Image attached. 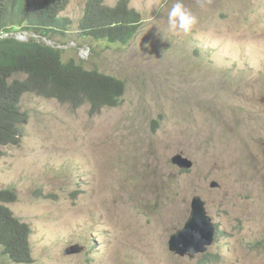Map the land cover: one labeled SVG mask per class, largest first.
Instances as JSON below:
<instances>
[{
  "label": "rangeland",
  "instance_id": "obj_1",
  "mask_svg": "<svg viewBox=\"0 0 264 264\" xmlns=\"http://www.w3.org/2000/svg\"><path fill=\"white\" fill-rule=\"evenodd\" d=\"M86 1L69 0L61 12L72 20L67 31L41 37L19 30L10 36L37 37L63 50L66 61L123 79V102L92 114L89 103L74 109L24 94L21 104L30 119L21 125L18 144L2 149L0 189L17 194L8 205L28 226L31 259L11 260L0 243V264H264L259 0L254 6L183 0L199 18L187 35L168 31L174 0H130L143 25L127 45L80 34ZM222 117L226 132L220 135L215 121ZM228 132L238 143L227 142ZM178 153L194 162L192 169L171 163ZM229 156L237 157L238 166ZM214 180L219 188L210 187ZM196 195L222 232L208 251L217 252V260L182 257L169 248ZM77 245L78 253L64 254Z\"/></svg>",
  "mask_w": 264,
  "mask_h": 264
},
{
  "label": "trees",
  "instance_id": "obj_2",
  "mask_svg": "<svg viewBox=\"0 0 264 264\" xmlns=\"http://www.w3.org/2000/svg\"><path fill=\"white\" fill-rule=\"evenodd\" d=\"M69 0H0V34L19 28L42 35L66 29L69 19L61 17ZM142 16L130 9L127 0L115 8L90 0L83 21L85 34L111 44H129L142 28ZM126 82L98 69H87L74 60L65 62L62 52L36 40L20 42L0 38V156L2 148L18 144L21 125L30 119L23 110L26 93L71 103L78 109L89 103L91 113L123 102ZM11 189H0V243L11 260L29 259L28 226L21 224L8 204L17 201ZM7 203V204H5Z\"/></svg>",
  "mask_w": 264,
  "mask_h": 264
},
{
  "label": "clouds",
  "instance_id": "obj_3",
  "mask_svg": "<svg viewBox=\"0 0 264 264\" xmlns=\"http://www.w3.org/2000/svg\"><path fill=\"white\" fill-rule=\"evenodd\" d=\"M121 0H119L118 1V3L115 5V6H109V5H107L106 3H105V0H102V5L103 6H105V7H108V8H115L118 4H119V2H120ZM128 1V6H129V8L130 9H133V10H135V11H137L141 16H142V14H141V12L140 11H138V10H136L135 8H133V7H131L130 6V0H127ZM244 1H247V2H249V3H251L253 6L255 5V0H244ZM69 3V2H68ZM89 3H90V0H87L86 1V5H85V10H84V14H83V16H82V18L80 19V21H79V31H80V34L82 35V36H84V38H89V39H92V40H95V41H103V42H106V43H108L107 41H105V40H98L97 39V35H95V34H92V33H90V35H86L85 34V31H84V29H85V27L83 26V21L86 19V17H87V11H88V5H89ZM68 5V4H67ZM261 7H264V0H259V6H258V8L260 9L259 10V12H257V14H258V16L260 17L259 19L262 21V22H264V12H262V8ZM66 8H67V6H66ZM65 8V9H66ZM64 9V10H65ZM63 10V11H64ZM158 11L160 10V9H157ZM253 10H255L254 8H253ZM61 14V13H60ZM61 16V15H60ZM62 17V16H61ZM229 17V16H228ZM65 18V17H64ZM67 19H69V21H70V23H69V25H68V27L66 28V29H62V30H59L58 32H64V31H67V30H69L70 29V27L72 26V20L70 19V18H67ZM142 22H143V17H142ZM198 23H199V18H198V16L196 15V14H194L188 7H186L185 6V4H184V2H183V0H174V3L172 4V6H171V8L167 11V27H168V31L169 32H171V33H173V34H185V35H187V34H190L192 31H193V29L198 25ZM19 30H23L25 33L26 32H36L37 34H40V36L41 37H49V35L51 34V33H53V32H51L49 35H42L41 33H39V32H37L36 30H34V29H32V30H30V29H26V28H19V29H16V30H12V31H10V32H4V33H2V34H0V38H13V39H16L17 41H20V42H30L31 40H36L37 42H39V43H44V44H47L46 42H42L40 39H38L37 37H31V38H29L28 40H25V39H27L28 38V35H24V36H22V37H14V36H10L11 34H13L14 32H17V31H19ZM85 30H87V29H85ZM55 32H57V31H55ZM139 33V32H138ZM111 44V43H110ZM47 45H49V44H47ZM49 46H52V45H49ZM149 46V44H146L145 45V47H148ZM52 47H54V48H56L55 46H52ZM57 49H59V48H57ZM61 52H62V58H63V50H61V49H59ZM64 59V58H63ZM65 62H69V61H71V60H64ZM77 62V61H76ZM78 63V62H77ZM80 64V63H79ZM82 65V64H81ZM102 72V71H101ZM253 83H254V85L256 86V87H258V85L256 84V82H255V80H251ZM124 97V96H123ZM71 104V103H70ZM72 106V105H71ZM201 114H204L205 116H207L208 118H211V115L212 114H210V113H208V112H203V113H201ZM228 114V109L227 110H225L224 111V113H223V117L225 116V115H227ZM223 117L221 118V119H218V120H216L215 121V123L219 126V130H220V135H222V134H224L226 131L224 130V129H222V128H220V126L222 125V119H223ZM229 133V132H228ZM230 134V133H229ZM222 139H221V137H219V140H218V144L220 145L221 144V141ZM227 142L228 143H230V144H232V145H234V144H236V143H238L233 137H232V135L230 134L229 136H228V138H227ZM10 145H14V144H10ZM8 146V145H7ZM5 147V146H4ZM3 149V148H2ZM177 155H181L184 159H187L188 160V162L191 164V166L190 167H182V166H180L179 164H176V163H174L173 162V158L175 157V156H177ZM3 156V155H2ZM228 160L230 161V163H232V165L233 166H238V164H237V157H232V156H229L228 157ZM171 163L174 165V166H177V167H179L180 169H182V171H184V172H186V171H188V170H190V169H192L193 168V166H194V162L191 160V159H189L188 157H186L184 154H182V153H178V154H175L172 158H171ZM237 164V165H236ZM214 184H216V185H214ZM219 186H220V184H219V182H217V181H212L211 182V184H210V187L212 188V189H216V188H219ZM1 190H4V189H1ZM196 197H199V198H201V200L202 201H204L205 202V209H206V212H207V215L211 218V220H212V224L214 225V228H215V234H214V240H213V242L211 243V244H207L206 246H205V250H195V253H194V255H191L190 254V252H187L186 254H184V255H181V254H179V253H177V252H175V251H173L171 248H170V240H169V248H170V250L172 251V252H174V253H176L177 255H180V256H182V257H186V256H188V257H190V258H195L197 255H203L204 257H208V258H211V259H213V260H217V259H219V254L217 253V252H214V253H212V252H208L209 251V249L212 247V246H214L216 243H217V240H218V235H219V238H220V235H222V232H219V230H218V228H217V226H216V224L214 223V221H213V219H212V217L208 214V211H207V207H206V201L200 196V195H196V196H194L193 198H192V202H191V212H190V215H189V218L187 219V222L185 223V225H184V227L186 226V224L189 222V220H190V218H191V216H192V212H193V202H194V199L196 198ZM14 203V202H13ZM11 204V203H10ZM183 227V228H184ZM183 228H181V229H183ZM181 229H178V230H181ZM177 230V231H178ZM176 231V232H177ZM175 232V233H176ZM174 233V234H175ZM29 235V234H28ZM173 235V234H172ZM172 235H171V237H172ZM171 237H170V239H171ZM78 246V245H77ZM79 247V246H78ZM80 248V247H79ZM81 249V248H80ZM256 249H258V248H256ZM68 250V249H67ZM191 251V250H190ZM66 252V251H65ZM78 253V252H77ZM64 254H66V253H64ZM74 254H76V253H74ZM66 255H72V254H66ZM29 259H31L30 257H29ZM28 259V260H29ZM28 260H25L24 262H26V261H28Z\"/></svg>",
  "mask_w": 264,
  "mask_h": 264
},
{
  "label": "water",
  "instance_id": "obj_4",
  "mask_svg": "<svg viewBox=\"0 0 264 264\" xmlns=\"http://www.w3.org/2000/svg\"><path fill=\"white\" fill-rule=\"evenodd\" d=\"M173 162L182 167H190L191 164L181 155L173 158ZM216 185V184H214ZM215 228L211 218L207 215L205 202L196 197L193 202V212L186 226L178 230L170 239V248L184 255L190 252L194 255L195 250H205L207 244L214 240ZM191 250V251H190ZM80 251L78 246H72L66 250V254H74Z\"/></svg>",
  "mask_w": 264,
  "mask_h": 264
},
{
  "label": "bare ground",
  "instance_id": "obj_5",
  "mask_svg": "<svg viewBox=\"0 0 264 264\" xmlns=\"http://www.w3.org/2000/svg\"><path fill=\"white\" fill-rule=\"evenodd\" d=\"M34 35V34H33Z\"/></svg>",
  "mask_w": 264,
  "mask_h": 264
}]
</instances>
